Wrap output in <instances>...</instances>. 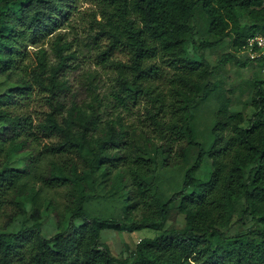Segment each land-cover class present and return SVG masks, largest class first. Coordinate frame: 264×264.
I'll return each instance as SVG.
<instances>
[{"label": "trees", "instance_id": "trees-1", "mask_svg": "<svg viewBox=\"0 0 264 264\" xmlns=\"http://www.w3.org/2000/svg\"><path fill=\"white\" fill-rule=\"evenodd\" d=\"M71 1L0 0V127L3 128L0 154L8 144L6 158L25 149L26 139L35 134L32 129L56 139L46 147L52 155L81 154L83 150V142L72 133L75 122L62 118L65 107L59 100L61 93L55 79L44 76L42 65L31 71L36 87L44 92L41 94L48 108L42 121L32 128L30 118L13 115L8 110L16 90L32 88L21 81L23 87H11L12 77L24 57L25 42L57 29L67 19ZM94 2L101 18L100 34L107 38L103 56L117 49H124L128 55V62L120 66L125 72L119 76L114 102L123 108L141 100L148 102L145 112L156 138L163 142L164 167L182 164L185 151L181 141L187 140L188 145L198 149V154L185 171L181 190L163 203L154 184L156 162L143 157L128 133L114 137L113 142H103L91 159L81 156L90 170L95 163L128 169L133 189L127 192L125 216L120 219L91 216L83 208L90 196L85 193L82 179L60 169L58 174L47 178L46 185L54 188L75 182L80 190L74 204L67 208L68 227L58 228L55 235L46 239L41 235L39 213L35 211L31 227L17 233H0V264H126L99 243L100 232L141 229L161 232L173 205L183 216L184 228L142 239L129 264H264V80L253 82L249 117L220 106L211 131L213 144L208 150L196 143L190 125L191 110L198 99L216 89L211 82L201 87L199 81L215 76L230 61L245 68L251 62H263L264 55L242 64L234 55L225 54L211 67L188 50L191 45L196 52H202L230 39L235 51H242L248 38L264 35V0ZM198 11L207 34L216 37V42L194 39L197 31L193 21ZM158 60L172 71L171 93L158 91L150 82L159 75ZM72 112L76 124L82 127V137L89 140L88 134L96 129L93 118L89 119L76 107ZM176 143L179 152L172 155ZM205 158L210 160L212 172L208 180L201 181L195 174ZM3 166L0 186L10 189L21 173L7 169L6 163ZM240 199L246 205L243 216H251L261 228L227 236L222 230L233 213L234 203ZM138 207L152 216L151 222L128 220L127 216ZM75 220L82 222L78 228L74 227Z\"/></svg>", "mask_w": 264, "mask_h": 264}, {"label": "rangeland", "instance_id": "rangeland-1", "mask_svg": "<svg viewBox=\"0 0 264 264\" xmlns=\"http://www.w3.org/2000/svg\"><path fill=\"white\" fill-rule=\"evenodd\" d=\"M70 5L67 19L63 20L57 29L25 42L24 57L20 69L16 70L12 77L11 87H23L21 82H25L32 88L29 91L16 90L8 110L13 115L30 118L32 128L42 121L48 108L42 98L41 93L44 92L36 87L31 74L33 69L42 65L45 68L44 76L55 79L61 93L59 100L65 107L62 118L75 122L72 133L83 142V150L81 154L52 155L46 151V147L56 139L45 137L37 129H32L35 134L26 139L27 145L23 151L11 153L7 158L5 152L9 145L5 144L0 154V170L6 163L7 169L20 172L21 177L10 189L5 185L0 186V233H17L31 227L35 211L39 213L41 235L46 239L55 235L58 228L68 227L67 208L74 204V197L80 195V190L75 182L54 188L46 185L47 178L58 174L60 169L67 175L82 179L85 193L90 196V200L83 203V208L91 216L123 218L129 203L127 192L133 189L128 169L99 166L95 163L90 170L82 159V156L91 159L92 153L98 152L103 142H113L114 137L117 138L123 132L128 133L130 140L141 150L145 159L156 162L154 184L163 203L181 190L185 171L193 164L198 154V149L188 145L187 140L181 141L180 145L185 151L182 164L172 168L163 166V142L156 138L145 112L149 107L148 102L141 100L123 108L113 100V95L118 92L119 76L125 72L120 66L128 62L127 52L117 49L111 55L103 56L107 38L100 34L101 18L94 0H72ZM193 25L197 31L195 40L217 41L216 37L207 34L200 11L197 12ZM188 50L191 54L203 58L211 67L225 54L234 55L242 64L258 58L246 51L236 52L230 39H225L217 46L202 52H196L191 45ZM156 63L161 69L159 75L150 82L158 91L171 93L172 71L159 60ZM255 80H264V61L251 62L245 68H240L234 61H230L220 68L215 76L199 81L201 87L208 82L216 87L215 91H208L204 97L198 99L196 106L191 110L190 125L195 141L204 150H208L213 144L211 131L215 124V113L220 106L225 105L232 113L243 112L247 117L251 115L249 105ZM169 102L172 103L170 99ZM73 107L80 109L89 119L93 118L96 124V129L88 134L91 135L89 140L81 135L82 127L76 124ZM2 129L0 127V132ZM178 152L179 144L176 143L172 155ZM211 172V162L205 158L195 178L206 181ZM176 207L177 205H173L170 208L163 231L184 228L183 216L177 212ZM245 210L243 199L234 203L233 213L222 230L227 236L261 228L251 216H243ZM151 217L139 207L127 216L129 221L137 223L151 222ZM73 224L78 228L82 222L75 220ZM163 231L104 230L100 232L99 243L106 245L113 257L129 264L139 241L154 238Z\"/></svg>", "mask_w": 264, "mask_h": 264}, {"label": "built area", "instance_id": "built-area-1", "mask_svg": "<svg viewBox=\"0 0 264 264\" xmlns=\"http://www.w3.org/2000/svg\"><path fill=\"white\" fill-rule=\"evenodd\" d=\"M242 51L255 54L258 57L264 55V35H256L248 38Z\"/></svg>", "mask_w": 264, "mask_h": 264}]
</instances>
